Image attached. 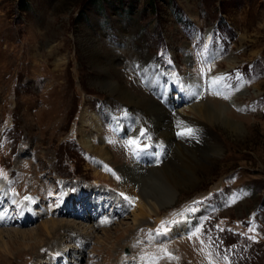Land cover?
I'll return each instance as SVG.
<instances>
[{"label": "rangeland", "instance_id": "rangeland-1", "mask_svg": "<svg viewBox=\"0 0 264 264\" xmlns=\"http://www.w3.org/2000/svg\"><path fill=\"white\" fill-rule=\"evenodd\" d=\"M96 51L103 59L118 56L132 87L135 67L158 62L136 72L153 99L216 100L233 123L212 120L219 152L204 140L190 154L206 163L186 174L193 182L177 184L169 174L156 184V195L173 194L175 202L139 231L134 198L117 191V172L89 159L74 130L84 111L86 119L99 113L124 160L140 164L141 155L155 154L156 168L164 148L150 145L137 116L116 108L90 61ZM176 72L200 78L195 99L182 85L159 86L161 75ZM150 85L159 87L156 97ZM123 133L137 134V154ZM113 199L128 209L114 210ZM182 215L187 232L172 233ZM0 219V230L37 233L9 240L4 232L0 264H49L53 256L51 264H264V0H0ZM50 219L70 222V229L53 238L43 229ZM84 225L92 226L90 240L68 242L65 236L82 235Z\"/></svg>", "mask_w": 264, "mask_h": 264}, {"label": "bare ground", "instance_id": "bare-ground-1", "mask_svg": "<svg viewBox=\"0 0 264 264\" xmlns=\"http://www.w3.org/2000/svg\"><path fill=\"white\" fill-rule=\"evenodd\" d=\"M140 53L143 54V52ZM90 56L91 63L95 67H97L102 75L100 78H98V82L103 84L104 87L108 89L110 96L114 98L115 102H117V105H115L116 108H121V112L125 113L126 115L137 116V118L139 119V125L142 127L144 126L147 129V138L150 142V145L152 144V146L156 147L161 145L164 148L161 160L159 161L160 165L156 168L152 167V164L157 162L155 161V159L157 158V156L155 157V154H153L151 157L148 154L141 155L142 163L140 164L135 163L131 158L124 160L123 158L126 157L123 150L121 149L122 146L117 145L115 142L118 140L114 137H112L113 139H110L105 136V124L103 125L99 113H94L90 116L89 119H86L83 118L84 113L86 112L84 111L77 128L74 130V136L76 137L78 143L82 146V149L87 152L89 159L93 158L99 160L101 164H103L104 170L113 169L115 172H117V175H114V177L112 178V180H114L116 188H118L117 191L120 192L121 195L125 196L124 198L130 196L134 198V200L130 202H134V204L136 203V209L133 208V210L131 211V216L133 225L135 226V231H139L141 228L149 226V218L158 217V212L161 209H165L175 202L176 197L173 194L156 195V184H158V182L161 181L164 176H168L169 174L170 177L175 179V183L177 184L181 182H183L182 184H189L193 182L194 177H188L186 174H193V172H195L196 170L205 169L206 163L197 160L193 161L190 154L198 153L201 148H203L202 142H204V140L207 142L206 144H208L212 149V154L217 155V153L219 152L217 147L218 145L215 146V143H212L216 140H214V134L211 133L208 127L212 120H220L231 127H233V123L227 117V109L225 108V106L221 102H218L216 100H214V102H212L211 104L207 103V98L205 102L200 101L196 104H194L195 101L193 100L194 102L192 101L191 103H189V105H187L186 100L188 98L186 99V96L188 94L185 96V99L184 95L181 96L182 101L180 102L168 100L164 97L163 103L160 104L158 101L153 99L149 94H147L146 90L140 86V83L136 78V72H148L149 68L153 69L154 67H159L158 62L153 61L151 63H148L147 61L149 60V58L147 59L146 63L143 61V63L140 62L142 65L140 67H135V74H133L134 80L137 82V85L136 87H132V83L130 82L129 84L126 77L121 73L122 66L119 63L118 56L109 55L105 57V59H103L98 55L97 51L96 54H92ZM186 58H188L187 55ZM227 63L229 66L233 67L234 59L229 58L227 60ZM123 69L126 70L125 66ZM76 73L78 74V72ZM112 75H114L117 79L113 80L114 78H112ZM177 75H179V78L177 76L171 77L170 75H161L159 86H161L162 83L165 86H170V88H172V86L174 85H177L178 87H181L179 85H182V88L189 91V93H191V95H193L195 99L201 88L200 78L190 72L188 75H182L180 72H178ZM167 78H169L172 83H169V80ZM150 86L153 91L154 97H156V92L159 90V87L157 90L154 85ZM106 111L111 112L110 110H107V108H105L103 113H106ZM62 122L63 124L61 129H63L66 124V121ZM128 125H130V123ZM187 129H192V134H186ZM173 132H177L179 134L178 139L175 138ZM119 135H121V132H119ZM124 136L126 138H124ZM122 138L124 140L127 139L126 142L130 140H137V134L133 133L132 135H130L127 133H123ZM141 145L143 144L140 143L138 145H132L134 146L133 148L136 154L138 153L137 150ZM155 149L156 148L153 147L149 153H153ZM117 157L119 160L117 159ZM179 163L181 164V166L178 165ZM113 170L112 172H114ZM175 172H177V174ZM182 173H185V175L183 176ZM149 174L154 175L152 180L149 178ZM177 177L181 178L182 180L177 181ZM149 183L150 185L152 184L150 190L145 187ZM159 196L161 197L158 198ZM110 205L114 207V210L121 209L122 211L123 208V210L128 209L127 206H124L123 203L117 199H113ZM101 206L102 205H100V207ZM185 216L182 215L181 217H178V219L181 218L180 222L177 223L175 228L172 230V233L185 234L187 232V219H189V217L187 215ZM81 217L89 219L88 216L83 215ZM69 223L63 222L62 224L56 220L50 219V222L44 224L43 229L47 234H51L54 238L56 235H58V232L62 231L64 233L65 231H68L70 229L69 227L71 226V224ZM84 226L86 227V229L82 235L78 233L75 237L66 235L65 237L68 239V242H72L77 245L79 244L78 246L81 247L83 242L90 240V236L93 235L94 232H89L90 229H92V226ZM55 228L56 230L53 231ZM82 230H84V227H82L81 230L79 229L81 233ZM4 232H6L9 236V240H17L20 237L22 239H35V236L37 235V233L33 232L26 233L25 231L21 230L12 231L1 229V245H4V242L1 241V239H3L1 238V236ZM62 240L63 236H60V238H58V240H56L55 242L57 243V245H60ZM57 245L53 246L46 244L44 249H48L54 254L56 253V256L58 254L66 256V252L55 249ZM37 257L39 258L40 255L38 254ZM41 259L42 257L40 258V260ZM52 260H54V256L52 257ZM52 260L50 261V263L48 260V263L51 264L53 262ZM185 263L186 262H184V264ZM178 264H182V261H178Z\"/></svg>", "mask_w": 264, "mask_h": 264}, {"label": "snow or ice", "instance_id": "snow-or-ice-1", "mask_svg": "<svg viewBox=\"0 0 264 264\" xmlns=\"http://www.w3.org/2000/svg\"><path fill=\"white\" fill-rule=\"evenodd\" d=\"M214 83H215V81H214ZM141 134H143V133H141ZM183 134V133H182ZM186 134H192V129H187L186 130ZM138 142L136 141V140H130V141H128V144L131 146V145H136ZM26 199H28L27 197H26Z\"/></svg>", "mask_w": 264, "mask_h": 264}, {"label": "water", "instance_id": "water-1", "mask_svg": "<svg viewBox=\"0 0 264 264\" xmlns=\"http://www.w3.org/2000/svg\"><path fill=\"white\" fill-rule=\"evenodd\" d=\"M216 24V23H215Z\"/></svg>", "mask_w": 264, "mask_h": 264}]
</instances>
